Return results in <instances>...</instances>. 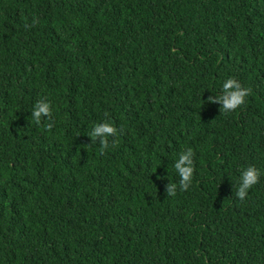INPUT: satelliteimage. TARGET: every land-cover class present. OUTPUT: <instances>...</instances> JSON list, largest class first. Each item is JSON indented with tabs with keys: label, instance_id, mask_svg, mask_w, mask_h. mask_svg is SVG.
Returning a JSON list of instances; mask_svg holds the SVG:
<instances>
[{
	"label": "trees",
	"instance_id": "1",
	"mask_svg": "<svg viewBox=\"0 0 264 264\" xmlns=\"http://www.w3.org/2000/svg\"><path fill=\"white\" fill-rule=\"evenodd\" d=\"M0 264H264V0H0Z\"/></svg>",
	"mask_w": 264,
	"mask_h": 264
},
{
	"label": "clouds",
	"instance_id": "2",
	"mask_svg": "<svg viewBox=\"0 0 264 264\" xmlns=\"http://www.w3.org/2000/svg\"><path fill=\"white\" fill-rule=\"evenodd\" d=\"M221 90L223 95L219 97L222 101V110L225 112L235 110L238 106L244 103L247 90L242 88L234 79L228 78L224 80L221 84ZM50 112L49 103L46 100L37 101L32 109V117L34 120L39 121L42 116L47 117ZM90 135L95 138L97 135L101 136V151L108 147L106 138L110 135H115V129L108 123H99L93 126ZM191 150H187L180 154L179 158L173 163L174 169L179 171V175L182 177L181 188L186 186V183L191 178V166H182L188 161V153ZM260 172L257 168L253 166H248L244 168L241 173V183L239 191L236 193L237 197L243 199L245 197L246 191L254 184L257 183ZM173 185H169V194H172Z\"/></svg>",
	"mask_w": 264,
	"mask_h": 264
}]
</instances>
